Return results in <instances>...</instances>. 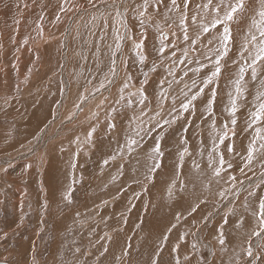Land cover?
Listing matches in <instances>:
<instances>
[{
	"label": "rangeland",
	"instance_id": "obj_1",
	"mask_svg": "<svg viewBox=\"0 0 264 264\" xmlns=\"http://www.w3.org/2000/svg\"><path fill=\"white\" fill-rule=\"evenodd\" d=\"M27 1L20 2L23 16H17V21L24 23L21 28L33 35L28 32L21 35L16 19L8 30H0L4 40L9 39L8 47L0 46V235L7 233L6 238L0 239V263L153 264L156 261V264H176L178 258L180 264H187L184 257L188 256L190 264L202 259L208 264H235L237 259L241 262L251 259L243 253V247L248 232L255 227L253 214L258 210L259 199L264 197V167L261 166L264 160L257 154L256 161L243 174L234 171L233 165L228 168L227 164L219 176L214 174L220 153L230 161L228 151H219L217 156L211 155L210 165V153L218 152L216 147L212 149L219 144L218 135L228 131V136H233L230 130L233 118L238 126L234 127L235 133L252 137L253 129L239 127L240 116L233 117L231 112L230 115L226 112L225 116L221 115L226 118L224 123L220 122L222 127H204V135L212 144L207 138L201 139L202 127H193L197 125L196 120L204 122L205 126L208 124V116L202 115L203 109H198L199 99L189 111H184L185 115L180 111L182 102H187L186 97L190 98L202 87L197 88V83L193 87V79L197 78L193 74L198 67L192 65L199 40L191 45L183 39L181 29L170 30L160 24L162 31L170 32L164 41L165 52L159 51L161 39L157 27V33L151 36L154 41L148 40L145 33L143 49H135L134 41L142 38L134 10L139 0H128L129 6L119 19L114 18L113 11L109 15L110 12L101 7V0H95L96 7L79 3L70 6V2L65 5L70 10L64 12H60V0H53L55 5L49 9V20L31 24L24 20L31 12L25 5H31L33 10L37 7ZM112 1L106 0L105 4ZM253 5L258 10L260 0H249L248 8ZM94 16L98 17L93 19ZM252 16L247 18L246 25H241L246 19L245 11L231 24L233 39L222 63L236 56L244 63L251 62L248 52L240 55L242 44L237 41L248 34ZM236 24L240 27L235 28ZM189 27V35L195 39L199 27L191 24ZM173 30L178 34L173 36ZM212 32V35H203L213 39L219 34L215 29ZM117 34L124 39L118 41ZM214 43L212 47H219L215 40ZM150 47L158 57L152 58ZM208 49L201 45L195 63L209 65L213 59L215 61V53L207 54ZM138 51L146 57L143 62ZM113 59L116 61L114 76L110 73ZM171 59L179 61L177 66ZM245 68V75L251 73ZM258 79L264 80L259 75L255 81L244 79V92L237 98V109L242 107L239 102L245 100L243 98L256 97L258 90H264ZM210 86L216 93L213 101L219 98L226 103L230 94L236 95L235 86L218 81L205 87L204 94ZM203 93L198 98H202ZM205 96L209 101L212 91ZM128 111L134 113L128 114ZM61 123L65 127H59ZM113 124L115 127H109ZM84 127L92 132L89 143H85ZM124 128L128 132L122 133ZM192 129L195 136L188 134ZM195 137L202 143L201 148L191 146ZM129 138L138 141L131 152L127 149ZM185 140L187 143H183ZM157 142L163 156L159 157L160 167L150 173L149 166L153 163L150 156ZM174 143L178 151L171 148ZM185 146L191 147L184 153V160L197 162L198 171L207 178L240 177L243 180L238 181L234 189V186L226 189L228 183L224 184L220 193L207 188V181L195 180L197 186L192 185L199 188L200 193L196 195L187 189L182 192L187 197H180L182 177L197 173L195 165L180 168L181 148ZM54 153L63 162L61 171L54 177L56 189L49 188L47 177H43ZM113 156L115 159L111 158ZM105 160L108 164H104ZM90 165L96 170L90 171ZM178 172L181 178L176 180ZM235 198L237 202L233 201ZM254 204H257L255 208ZM221 228L226 239L225 252H221L215 238ZM252 243L253 250L258 251L256 246L260 242L252 238ZM177 245L178 250L173 251ZM257 264H264V260Z\"/></svg>",
	"mask_w": 264,
	"mask_h": 264
},
{
	"label": "snow or ice",
	"instance_id": "obj_2",
	"mask_svg": "<svg viewBox=\"0 0 264 264\" xmlns=\"http://www.w3.org/2000/svg\"><path fill=\"white\" fill-rule=\"evenodd\" d=\"M249 0H200V2H196V0H139V3H136L134 6V10L139 19V25L142 29L140 35L141 39L138 41H134V48L137 50H142L144 47V39H146L145 33L147 31V27L153 22L156 23L157 31L160 32L161 45L159 48L160 53L165 52V44L164 40L167 39V33L162 31L160 28L159 21H156V17L162 18L164 24L168 29L172 30L174 28H179L183 32V39L186 42L190 41L191 45H195L202 34H210L212 30H217L218 35L213 39L208 40V44L212 45L214 40L219 44V47L209 48V53H215V61H214V70L202 81L203 87H200L198 91L191 95L190 98L186 97L187 102H182V109L187 112L190 109V106H193V102H195L200 94L204 92V88L211 85L217 78L221 75V61L225 56L228 55L229 52V43L233 39L232 37V29L231 24L238 20L241 15L247 10ZM88 3L92 7H96L95 0H88ZM102 5L106 7H111L114 12V18L119 19L122 17L123 13L120 11V7L123 5L117 6L115 4V0L111 5H105V0H101ZM70 4V0H64V3L61 5L60 11L64 12L70 10V8H66L65 5ZM195 5V8L192 5ZM27 5H25L26 7ZM151 9V11H150ZM254 15L251 17V25L248 29V34L244 37V41L241 45L240 55L243 56L245 52H248L251 62L247 61V68L251 69V78L253 81L257 79V66L259 65L261 68H264V0H260V7L258 10L253 9ZM103 15V14H102ZM111 15V13L109 14ZM211 17L210 20H207L208 17ZM258 16V19L256 18ZM96 19V17H93ZM57 20H59V16H57ZM199 20V23H198ZM207 20V22H204ZM19 23V21H17ZM123 23V21H121ZM107 24V17H105V25ZM196 25L199 27L200 31L196 34L195 39H192L189 35V26ZM222 28V31L219 29ZM255 29V31H252ZM258 33V35H257ZM42 34V30H41ZM171 34L174 36L176 32L173 30ZM103 39V37H101ZM116 39L122 40L124 37L117 34ZM27 43V40L24 41ZM249 45H251V50L249 49ZM116 48H120V44H116ZM174 54V53H173ZM138 55L140 57V61L143 62L145 60V55L138 51ZM185 55H187V50H185ZM206 59H211V56H206ZM112 66L110 68V73L114 76L116 73V61L112 60ZM203 67V65H202ZM155 70V69H153ZM199 71V69H197ZM246 68L240 67L239 69V78L235 80V97H232L230 94V112L233 117H235V113L237 111V98L243 95L244 88L242 87V82L244 81ZM147 76V73L144 74ZM111 83V81H109ZM261 89H264V80L261 82ZM195 81H193V87H195ZM103 87V84L101 85ZM127 87V84H125ZM123 91V89L121 90ZM215 90H212V98L208 102V111L211 113V105L215 98ZM143 103V100H141ZM165 123H170L169 121H165ZM237 123L236 119L233 118L231 120V124L235 126ZM214 125V122H213ZM109 127H115V125H109ZM225 129L228 128V125H224ZM247 128L253 129L252 139L249 142L247 147V155L245 157L244 167L240 168L241 173H244V168H249L256 161L257 154L264 160V90H258L256 94V104L254 106V110L250 112V119L247 122ZM94 131V129H93ZM232 135H235L234 127L231 129ZM92 132L88 133V137L90 138ZM228 137V131H224L222 134L218 135V140L220 144H223L225 139ZM79 140V138H77ZM138 141L135 139L129 138L127 140V149L129 152L133 150V146L137 145ZM183 143H187V141H183ZM229 152H232V147L228 148ZM188 152V148L185 147L183 151L180 153V161L182 162L184 159V153ZM163 156V152L160 149L159 142L156 143L155 147L152 150V154L150 159L153 163L149 166V172H154L156 169L160 167L159 157ZM115 159V156L111 157ZM210 165L212 163L211 154H210ZM104 164H108V160L104 161ZM227 164L228 168L232 167V164L227 162L224 159L223 153H220L218 158V165L213 169V172L216 176H219L221 172L224 170V166ZM264 167V163L261 165ZM30 167V165H29ZM72 167L75 168L76 165L72 164ZM196 168H199V165H195ZM233 181L236 180V177H231ZM171 193V189H169ZM223 195V193H221ZM251 195V193H250ZM70 196V192L66 195V198ZM195 211V208L192 209ZM256 219L255 227L251 228L248 232L247 237L244 240L243 253L251 258L249 260H244L241 262L240 259L235 261V264H257V261L264 260V197L259 199L258 210L253 214ZM179 218V217H177ZM224 223H227V219L224 220ZM244 221L241 220L240 224H243ZM239 226V225H238ZM175 227V225H173ZM7 233H3L0 235V239L6 238ZM218 244L221 246V252H225V244L226 239L222 228L218 231L217 236ZM252 238H256L260 243L256 246L258 251L253 250ZM165 240L167 237L164 238ZM193 248H196V245H192ZM179 245L173 249V251L178 250ZM79 251V249H77ZM104 252H107V248H104ZM104 253L102 252L101 255ZM127 255V252L125 253ZM184 260L187 264H190V258L188 256L184 257ZM6 264V261L4 262ZM153 264H156V261H153ZM176 264H180V260L176 259ZM197 264H208L206 259H202L197 261Z\"/></svg>",
	"mask_w": 264,
	"mask_h": 264
},
{
	"label": "crops",
	"instance_id": "obj_3",
	"mask_svg": "<svg viewBox=\"0 0 264 264\" xmlns=\"http://www.w3.org/2000/svg\"><path fill=\"white\" fill-rule=\"evenodd\" d=\"M212 34H213V32L210 33V35H212ZM148 37H149V34H148ZM201 40H202V38H201ZM201 40L199 41L200 46H198L197 49H196L195 61H196V57L199 55V52L201 50V44L203 42V40L202 41ZM151 50H152V52L150 51V54H151L152 58L158 57L156 55V53H155L156 51L154 50V53L155 54H153V49L151 48ZM167 55L169 56L171 54L168 53ZM248 56H249V54H248ZM195 61L193 62L194 64L192 66L194 68H197L198 67L199 71H196V69H194L196 72L193 75L196 76L197 78L196 79L194 78L193 81H195V83H197V88L200 85H202V87H203L202 81L211 73V71L214 70V67H213L214 60L212 61L211 64H209V65H203V67L198 62L195 63ZM171 62H174L175 63V66H177V64L179 63V61H174V59H171ZM167 67L168 68H171V66L170 67L167 66ZM239 67H247V66L245 65V63L243 61H241V59H238L237 56L236 57H232V59H228L226 63H222L221 64V68H222L221 75L217 78V80H215V82L218 81L220 83H223L224 85H229V86H231V87L234 88V86H235V80H237L239 78V76H238V74H239V72H238L239 71ZM164 69H166V68H164ZM248 69H250V68H248ZM250 72H251V69H250ZM183 75H184V73H183ZM186 75L187 74H186V71H185V76ZM245 78H247L248 81H250L252 79L251 78V73L246 74L244 76V79ZM258 82L260 83L261 81L258 79ZM213 84H214V82L211 85H213ZM233 88H231V89H233ZM213 89H214L213 86H210L208 88L207 93L211 92ZM207 93H205V94L203 93V95H201L202 98H197V99H199L198 102H197V105L200 106L198 109H200V108L203 109V112H201L202 115L208 116V118H207L208 124L205 126L204 122H202V121L201 122H198L196 120L197 125H195L193 127H202L203 138H201V139L207 138L209 141H211L207 137L206 134L204 135V127H222L220 122H223L224 123L226 121V118L225 119L221 118V115H224L225 116V113L226 112H227V115H230L231 104H230V98H229V101H226V103L225 102L223 103V100H221V99L219 100V98H218L216 101H213V103L215 102L214 103L215 106L212 104L211 113H209V111H208V102L209 101L206 100V96H205ZM252 97H250V98H243L245 100H241L239 102V104H241L242 107L240 109H237V111L235 113V116H240V120L241 121H240L239 127H247V122L250 119V112L254 110V106L256 104V97H253L254 99ZM87 100H89V99H87ZM205 102L207 103L205 105L207 108L204 110V103ZM61 105L64 106V103L62 102ZM220 105H222L223 108ZM180 111L183 112V114L185 115L183 109L180 110ZM133 113L134 112L131 113V111H128V114H133ZM177 115H179V111H178ZM135 116H133V117H135ZM71 120H72V118L70 119V121ZM213 122H214V125H213ZM101 125L105 127V125L103 123H101ZM59 127H65V125L61 123L59 125ZM232 127H238V126L237 125H235V126L232 125ZM84 129H85V131H84L83 134H84L85 143H89V137H88L89 131H87V127H84ZM193 130L194 129L190 130V132L188 134H190L192 136H195L196 132L193 131ZM124 132L126 133V132H128V130L124 128L123 131H122V133H124ZM171 132H172V129H171ZM177 132H178V130H177ZM238 132H240V131H238ZM196 136H198V135H196ZM247 136L248 135L240 134V133H237L236 132L235 135L228 136L227 139H225V141H224L223 144H220L219 143L218 145H216V146H214L212 148L213 150H215V147H216V149L218 150V152H212L210 154L213 155V156H217V154L219 153V151L220 152H222V151H225L226 152V151H228V148L229 147H232L233 151L232 152H229L228 151V153L230 154V155H228L229 156V159H230L229 162H232L233 163L232 165L234 167V171H240V168L244 167L245 157L247 155V147L249 145V142L252 139V137H249L248 136V138H247ZM177 143L178 142H176V145L179 146V144H177ZM211 143L213 144V141H211ZM176 145L174 143V145L171 146V148L174 149V150H177L178 148L176 147ZM198 145L201 148L202 143L199 141L198 138L195 137L194 143L191 144V146H193L194 149H196V147H198ZM185 147H187V146H185ZM185 147H182L181 150L183 151V149ZM190 147H187V148L189 149ZM239 148H241V149H239ZM238 149H239V152H238ZM242 150H244V151H242ZM205 151L206 152H211L210 149H206ZM62 163L63 162L60 159L59 155L57 153H54V154H52L50 160L46 164V169L43 171V177H47V180L50 183L49 188L56 189V185H55V181L56 180L54 179V177L57 174H59V171H61V169H62ZM180 164H181L180 165V168H183V167H190V168H192L194 165H197V162H186L183 159L182 162L180 161ZM177 168H179V167H177ZM250 168L251 167L244 168V171L246 172ZM89 170L91 171V170H96V169L93 167V165H90V169ZM198 170H199V168H197L196 175L194 173H191V176H188L187 174H185L182 177L181 182L183 183V185L181 187H182L183 190L180 191V193H179V196L180 197L182 195H183L182 198L187 197V194L186 193H182V192H184V190H187V189L188 190H191L194 193H196V195L198 193H200L199 188H196V187H194L192 185L193 183L196 184L195 182H193L195 180L196 181H200V182L201 181H207V188L213 189V190H217V192H219V193L223 190L224 184L228 183L226 189H230L231 186H234L233 187V189H234L236 187V183L238 181H242L243 180V179L241 180L240 177L239 178L237 177L236 180H235V182H233L232 180H230L229 178H226V177H223V178H212L211 179V178H207L206 175H204L203 173L199 172ZM176 174H177L176 180L179 179V178H181V175H180L179 172L176 173ZM231 174H232V172L230 173V175ZM248 175L250 177L252 176V174H248ZM260 176H262V175H260ZM248 182H250V180L247 181L246 183H248ZM189 184H190V186H188ZM215 184H218L217 187H215ZM196 186H197V184H196ZM53 195H54V191H53L52 196ZM233 201H236L237 202V198L233 199ZM233 201H231V202H233ZM255 206H257V204L256 205L254 204V207L253 208H255ZM16 213H17V211H16Z\"/></svg>",
	"mask_w": 264,
	"mask_h": 264
},
{
	"label": "bare ground",
	"instance_id": "obj_4",
	"mask_svg": "<svg viewBox=\"0 0 264 264\" xmlns=\"http://www.w3.org/2000/svg\"><path fill=\"white\" fill-rule=\"evenodd\" d=\"M57 1V0H56ZM96 1H98V0H96ZM106 1V0H105ZM111 1V0H110ZM117 1V0H116ZM134 1V0H133ZM136 1V0H135ZM20 2H22V0H0V30H4V31H6V30H8L10 27H11V25H14V23H11L12 22V20H14V19H16V21L18 20L17 19V16H18V18H21L22 16H23V14H21V11H23L22 10V7H23V3H20ZM33 3L34 5H35V7H37V8H35V10H33L32 9V7H30V6H27V7H25V9L26 10H31V12H30V14H28L27 16H25V19L24 20H27V21H29V23L31 24V22L33 23L34 21H40V22H45V21H48L49 20V17H50V15H49V9L51 8V7H54V2H53V0H28L27 1V3ZM70 2H71V4H70V6L71 5H75V3L77 4V3H79V4H81V5H83V6H90L91 7V5L88 3V0H70ZM108 2V1H107ZM196 2H200V0H196ZM255 3H259V2H256V1H254ZM254 2H252V3H254ZM60 4H63L64 2L62 1V0H60V2H59ZM98 3V2H97ZM97 3H96V5H97ZM113 3V1L110 3H108V4H105V5H111ZM254 3V4H255ZM99 4H101V3H99ZM115 4L117 5V6H119V5H123V7H120V11L123 13L124 12V10L126 9V8H128V4H129V1L127 0H120V1H117V2H115ZM59 5V4H58ZM131 5V4H130ZM134 5V4H133ZM256 5V4H255ZM16 6V7H15ZM60 6V5H59ZM258 6V5H257ZM34 7V6H33ZM56 7V6H55ZM101 7L102 8H106L107 10L106 11H108V12H110V11H113L112 10V8L111 7H106V6H104V5H101ZM192 7L193 8H195V5L193 4L192 5ZM58 8V7H57ZM60 8V7H59ZM58 8V9H59ZM83 8V7H82ZM99 8V7H98ZM101 8V9H102ZM258 7H256V6H254L253 5V7L250 9V8H248L247 10H246V19H243L242 20V23H241V25L243 24V25H246L247 24V18H249L250 16H252L254 13H253V9H257ZM79 9H80V7H79ZM84 10V9H83ZM98 10V9H97ZM99 10H100V8H99ZM102 11V10H101ZM150 11H151V9H150ZM26 12V11H25ZM61 12V11H60ZM59 12V13H60ZM81 12V11H80ZM96 12V11H95ZM90 13V12H89ZM98 13H100V11H98ZM102 13V12H101ZM104 13V12H103ZM111 13V12H110ZM114 13V12H113ZM68 15V14H67ZM90 15V14H89ZM65 16H66V14H65ZM91 16V15H90ZM38 18V19H34V18ZM55 17V16H54ZM94 17H96V16H94ZM98 17V16H97ZM96 17V18H97ZM57 18V17H56ZM63 18V17H62ZM85 19V18H84ZM84 19H82V20H84ZM100 19V18H99ZM211 19V17L209 16L208 17V20H210ZM68 21V20H67ZM156 21H159V23L160 24H164V22H163V20H162V18H160V17H156ZM19 22H20V20H19ZM25 22V21H24ZM55 22V21H54ZM53 22V23H54ZM204 22H207V20H205ZM21 23V22H20ZM58 23V22H57ZM67 23V22H66ZM84 23V22H83ZM86 23V22H85ZM84 23V24H85ZM239 23V22H238ZM76 24V23H75ZM78 24V23H77ZM240 24V23H239ZM17 25H19L18 27H19V29H20V31H21V35H26V33L28 32L26 29H22L21 27H23V26H25V24L23 23V24H18L17 23ZM17 25L15 26V27H17ZM50 25V24H49ZM72 25V24H71ZM78 25H81V23L80 24H78ZM78 25H77V28H78ZM150 25H152V27L151 26H148L147 27V33L149 34V39L148 40H152V41H154L152 38H151V36H154V33L157 31H155V27H156V23L155 22H153L152 24H150ZM66 26H67V24H66ZM75 25H73L72 27H74ZM236 26H238V24H236L235 25V28H236ZM76 27V26H75ZM80 27V26H79ZM154 27V28H153ZM238 27H240V26H238ZM45 28H47V27H45ZM190 28V27H189ZM199 29V28H198ZM198 29L196 30V32H195V34H197L198 32ZM29 30V29H28ZM33 30V29H32ZM165 30V29H164ZM176 30H179L178 28H176ZM137 31V30H136ZM140 31V30H139ZM182 31V30H181ZM14 32V31H13ZM45 32V31H44ZM180 32V31H179ZM55 33V32H54ZM157 33V32H156ZM170 33V32H169ZM168 33V34H169ZM5 34V33H4ZM8 34L10 35V33L8 32ZM28 34H30V36L31 35H33V34H31V33H29L28 32ZM35 34V33H34ZM37 34V33H36ZM167 34V35H168ZM178 33H176V35H177ZM183 34V33H182ZM156 35V34H155ZM193 35V34H192ZM209 35V34H208ZM243 35H245V34H243ZM0 36H2V35H0ZM37 36V35H36ZM57 36V35H56ZM34 37V36H33ZM203 37V38H202ZM215 37V36H214ZM20 38V37H19ZM30 38V37H29ZM45 38V37H44ZM201 38L203 39V42H202V46H203V49H208V48H211L212 47V45H208L207 43H208V40H209V38H206L203 34L201 35ZM155 39V38H154ZM172 39V38H171ZM170 39V40H171ZM8 41H9V39H7ZM7 40L5 39L4 40V38H3V36L2 37H0V46L1 47H8L7 45ZM157 40V39H156ZM243 40H244V37L242 36H240V38L238 39V41H237V43L239 44V45H241L242 44V42H243ZM16 41V40H15ZM151 41V42H152ZM165 41V40H164ZM200 41V40H199ZM198 41V42H199ZM202 41V40H201ZM206 41V42H205ZM40 42V41H39ZM150 43V42H149ZM156 43V42H155ZM42 44V43H41ZM207 44V45H206ZM43 45V44H42ZM42 45H41V47H42ZM165 45H166V43H165ZM52 46V45H51ZM167 46V45H166ZM214 46H215V43H214ZM4 47V48H5ZM28 47V46H27ZM26 47V48H27ZM31 47V46H30ZM12 48V47H11ZM191 48V47H190ZM212 48H216V47H212ZM28 49H29V47H28ZM31 49H32V47H31ZM46 50H48V49H46ZM46 50H44V51H46ZM52 50V49H51ZM209 50V49H208ZM35 51H37V50H35ZM24 52H26V51H24ZM209 52V51H208ZM59 53V52H58ZM234 53V52H233ZM207 54H210V53H207ZM18 55V54H17ZM21 55H23V54H21ZM36 55V54H35ZM40 55V54H39ZM19 56V55H18ZM30 56V55H29ZM18 58V60H20V57H17ZM32 58V57H31ZM30 58V59H31ZM36 58H37V56H36ZM16 59V58H15ZM29 59V58H28ZM27 59V60H28ZM17 60V61H18ZM26 60V59H25ZM33 60V59H32ZM209 60V59H208ZM214 60V59H213ZM25 62V61H24ZM45 62V61H44ZM222 64V63H221ZM5 66V65H4ZM27 66V65H26ZM4 68V67H3ZM10 70V69H9ZM257 72H260L258 75L261 77V78H263L264 79V76H263V74H264V68L262 69L261 67H259V70L257 71ZM205 73V72H204ZM205 76V75H204ZM259 85V84H258ZM187 86V85H186ZM55 87V86H54ZM229 89V88H228ZM255 89V88H254ZM230 91V90H229ZM250 93L251 94H254V91H252V90H250ZM86 94V93H85ZM173 103V102H172ZM219 107V106H218ZM73 112V111H72Z\"/></svg>",
	"mask_w": 264,
	"mask_h": 264
},
{
	"label": "flooded vegetation",
	"instance_id": "obj_5",
	"mask_svg": "<svg viewBox=\"0 0 264 264\" xmlns=\"http://www.w3.org/2000/svg\"><path fill=\"white\" fill-rule=\"evenodd\" d=\"M168 34V33H167ZM169 35V34H168Z\"/></svg>",
	"mask_w": 264,
	"mask_h": 264
},
{
	"label": "water",
	"instance_id": "obj_6",
	"mask_svg": "<svg viewBox=\"0 0 264 264\" xmlns=\"http://www.w3.org/2000/svg\"><path fill=\"white\" fill-rule=\"evenodd\" d=\"M1 264V263H0Z\"/></svg>",
	"mask_w": 264,
	"mask_h": 264
}]
</instances>
